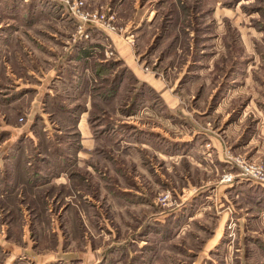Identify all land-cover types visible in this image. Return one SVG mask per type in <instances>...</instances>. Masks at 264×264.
<instances>
[{"label": "rangeland", "instance_id": "1", "mask_svg": "<svg viewBox=\"0 0 264 264\" xmlns=\"http://www.w3.org/2000/svg\"><path fill=\"white\" fill-rule=\"evenodd\" d=\"M77 1L0 0V264H264V0Z\"/></svg>", "mask_w": 264, "mask_h": 264}, {"label": "crops", "instance_id": "2", "mask_svg": "<svg viewBox=\"0 0 264 264\" xmlns=\"http://www.w3.org/2000/svg\"><path fill=\"white\" fill-rule=\"evenodd\" d=\"M26 0H23V2H25ZM59 26H61V28L64 30L66 28V24L62 21L60 23H58ZM49 41V44L50 46L48 45V52H53L55 50V44L56 43H53V39L52 38H49L47 39ZM113 43L117 45V48H120L121 45H120V41L116 38L113 40ZM57 45V44H56ZM39 46H42V45H35V47H38L36 48V50L38 52H40L42 55L44 54V52L42 51L43 49H40ZM92 46H95V45H92ZM94 48H92L91 50H93ZM49 54V53H48ZM81 56L78 54V58H80ZM81 61V60H80ZM87 106V105H85ZM88 111V110H86ZM84 112V114L86 115L87 112ZM83 124V136L85 135L86 136V140L89 139V137L91 136V132L89 129H87L86 127V119H84V122H82ZM264 132L262 131L261 132V135H260V140H257L256 138L254 140L251 141V144H249L248 147L246 148H253L254 152H253V156L254 157H257L259 155H262L264 154ZM255 141H260L258 142V146L254 145V142ZM232 185H227V186H222L223 190L226 188V187H231ZM219 192H222V190H220ZM242 195H244L246 197H244V200L242 202V208L245 210L247 208H249V210H252L254 212V218L257 219L258 221L261 220V219H264V186H260V187H256V193H255V196L257 195V198H253V201H252V193L249 194V192H245V193H241ZM217 200V199H216ZM216 200L215 201H211L210 205L209 203L206 202L203 203L201 205V207L195 212L194 216H191L190 218H188L189 221H192L194 219H197L201 216H203L204 214H206L209 210H211L212 208H214V210L216 211V216L218 218V220L221 222V224L219 225L218 229H216L217 232L214 233V236L216 238V240H214L213 242H211L209 244V247L212 248L213 246H215L218 242V240L221 238V233L223 232L224 230V225L226 223V220L230 214V210L228 207H225V206H222L218 203H216ZM209 205V206H208ZM213 205V206H212ZM246 216V215H245ZM245 216H240V218L238 219V221L240 222L241 220L244 222L246 219H245ZM187 220V221H188ZM240 226V224H239ZM26 233H24L23 235V240H26ZM29 244V243H28ZM28 244H26V247H28ZM31 244V243H30ZM7 247L10 248V251L11 252V256H14L16 258H18L19 260L23 259V258H20V255H21V251L17 248V247H14L13 245L9 244H5ZM261 247V246H260ZM258 247V249L260 248ZM4 252V251H3ZM10 254V253H9ZM27 254V253H26ZM44 262L46 260H43Z\"/></svg>", "mask_w": 264, "mask_h": 264}, {"label": "built area", "instance_id": "3", "mask_svg": "<svg viewBox=\"0 0 264 264\" xmlns=\"http://www.w3.org/2000/svg\"><path fill=\"white\" fill-rule=\"evenodd\" d=\"M60 1H64L69 5V10L71 13V16H79L80 15V19L82 20H86V21H96V16L95 15H91L88 18H85V16H83L82 14H80V9L82 6V2H78L77 0H60ZM83 33H84V29L80 28L78 35L77 36H73L74 39L78 38V40H80L83 37ZM240 169V173L243 174L244 176L248 177L249 179L255 181L256 183H259L261 185H264V165L261 166H253L252 164H246V162H238L236 163ZM226 182H229L230 178L226 177Z\"/></svg>", "mask_w": 264, "mask_h": 264}]
</instances>
